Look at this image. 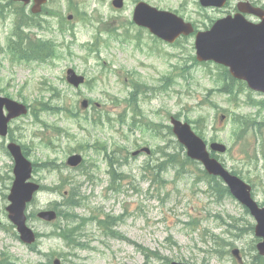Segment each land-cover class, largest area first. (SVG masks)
Segmentation results:
<instances>
[{"label":"rangeland","instance_id":"374dc122","mask_svg":"<svg viewBox=\"0 0 264 264\" xmlns=\"http://www.w3.org/2000/svg\"><path fill=\"white\" fill-rule=\"evenodd\" d=\"M111 1L58 0L36 18L21 3L0 0V95L30 109L11 130L42 186L27 209L39 235L29 248L6 210L14 162L0 138V264H264L254 218L218 192L169 128L176 116L207 142L226 145L217 157L264 206V95L215 63L197 62L195 36L166 44L131 25L133 0L122 14ZM145 1L206 31L234 14L239 0L223 9L200 0ZM248 1L264 8V0ZM67 10L76 15L70 24ZM122 32L131 39H115ZM37 53L44 58L37 61ZM70 68L87 78L81 89L67 83ZM85 99L93 103L88 110L80 106ZM143 148L151 154L134 156ZM76 154L83 163L68 167ZM73 193L78 207L67 211L73 219L64 226L81 230L77 249L59 236V222L37 218L41 210L61 212ZM236 248L242 263L231 254Z\"/></svg>","mask_w":264,"mask_h":264},{"label":"water","instance_id":"95a60500","mask_svg":"<svg viewBox=\"0 0 264 264\" xmlns=\"http://www.w3.org/2000/svg\"><path fill=\"white\" fill-rule=\"evenodd\" d=\"M24 1L30 0H14ZM46 0H36V9ZM229 0H201L205 7H223ZM121 0L115 2L119 6ZM239 13L235 16L218 20L208 31L199 32L196 37L197 57L200 62L213 61L230 69V74L248 83L250 89L264 93V10L255 8L250 3L238 5ZM253 14L262 21L258 24L248 21L244 14ZM135 21L139 26L148 28L160 39L175 43L182 35L189 36L194 33L191 24L168 12H160L146 4H140L135 13ZM68 82L74 87H80L85 78L78 76L73 70L68 71ZM6 106L9 115H4ZM87 108L88 102L82 103ZM28 113L27 108L16 102L0 97V135L8 133V123L15 117ZM174 133L180 143L187 149L188 157L200 161L209 175L220 177L229 187L231 194L244 205L257 221L256 236L264 240V208H260L252 198V188L238 177L228 172L221 163L212 158L207 150L206 143L197 136L188 123H182L172 119ZM212 150L224 153L226 147L221 144H213ZM15 160V181L9 196L11 205L7 208L10 219L18 226L22 242L31 245L36 241L35 234L26 225L25 211L27 203L31 202L39 186L31 182L33 165L22 153L20 146L12 143L8 146ZM148 152V151H147ZM69 165L78 166L81 163L80 156L70 158ZM47 221L55 219V214L44 213L40 215ZM258 250L264 256V241L258 245ZM239 255L238 251L234 252ZM58 264V261L56 262Z\"/></svg>","mask_w":264,"mask_h":264},{"label":"trees","instance_id":"16d2710c","mask_svg":"<svg viewBox=\"0 0 264 264\" xmlns=\"http://www.w3.org/2000/svg\"><path fill=\"white\" fill-rule=\"evenodd\" d=\"M172 158H173V157H172ZM204 177H206V178L212 180L213 182H216V186H217V187H220L219 190H218L219 193H221V192H228L227 188H226V187H225V186H224L219 180H217L216 178H213V177L210 178V177H208L207 175H205V173H204ZM221 185H222V187H221ZM227 194H228V193H227ZM74 204H75V203H74ZM106 227H108V225H106ZM70 232H71V234H72L71 238L77 236V232H76V231L71 230ZM64 237L68 240V242H71V238H70L69 236L64 235ZM75 246L82 247L83 244H81V243H75Z\"/></svg>","mask_w":264,"mask_h":264},{"label":"bare ground","instance_id":"6f19581e","mask_svg":"<svg viewBox=\"0 0 264 264\" xmlns=\"http://www.w3.org/2000/svg\"><path fill=\"white\" fill-rule=\"evenodd\" d=\"M49 111H50V110H49ZM70 212H71V211H70ZM70 212H69V213H70Z\"/></svg>","mask_w":264,"mask_h":264}]
</instances>
